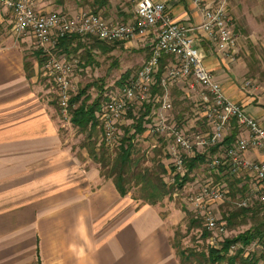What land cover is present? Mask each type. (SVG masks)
<instances>
[{"label": "crops", "instance_id": "0c3cea01", "mask_svg": "<svg viewBox=\"0 0 264 264\" xmlns=\"http://www.w3.org/2000/svg\"><path fill=\"white\" fill-rule=\"evenodd\" d=\"M154 1L164 3L173 19L189 27L202 22L193 0ZM83 8L109 21L135 18L133 0H108L100 8L93 0L38 3L43 13L73 15ZM194 37L205 68L227 97L264 124V80L246 91L243 82L250 69L245 59L237 53L233 60L222 56L200 31ZM155 38L151 32L128 42L106 43L71 35L56 52L78 58L75 85H120L141 68ZM42 56L31 35L14 36L12 18L0 7V264H181L161 208L133 198L130 191L121 196L112 179L101 176L79 150L81 145L77 148L65 137L62 128L71 125L62 121L50 97L40 71ZM172 60L163 55L160 71ZM157 92L154 87L144 105L153 106ZM194 92L178 81L170 87V98L175 102L188 96L194 101ZM129 114L123 120L127 124ZM153 121L148 118L144 126ZM203 124L196 129L205 130Z\"/></svg>", "mask_w": 264, "mask_h": 264}, {"label": "built area", "instance_id": "2783aa9c", "mask_svg": "<svg viewBox=\"0 0 264 264\" xmlns=\"http://www.w3.org/2000/svg\"><path fill=\"white\" fill-rule=\"evenodd\" d=\"M133 2L135 18L126 22L109 21L91 11L73 15L43 13L38 9L39 0H0V7L12 16L14 36L31 35L41 48L44 57L41 75L53 85L58 112L64 123H70L69 101L76 91L74 78L79 60L56 52L61 39L76 35L116 43L155 33L149 56L138 72L108 91L106 99L95 111L94 117L101 131L99 140L111 151L117 148L123 135L121 123L129 112L139 114L153 88L158 86L160 90L152 96L153 106L147 116L154 117V121L149 122L145 130L150 135L167 139L170 183L176 184L177 177L185 175L187 159L198 152L215 149L214 153H207L204 163L208 176L193 182L197 186L188 199L209 234V246L218 248L227 236V224L217 211L218 205L228 203L236 209L264 207V124L227 97L221 84L205 68L204 53L194 37L195 32H202L204 39L222 56L234 59L237 34L227 12L230 0H216L210 4L193 0L202 14V22L193 27L173 19L162 2ZM163 55H170L173 60L160 71ZM178 81L195 91L194 110L201 114L205 130H182L169 124L170 87ZM256 86L252 79L243 82V89L248 92ZM227 138H231L229 143ZM248 153H255V156H248ZM224 175L240 179L238 186L244 187V193L232 198L228 182L221 178ZM236 246L230 245V254L237 250ZM247 249L264 260V233L253 239Z\"/></svg>", "mask_w": 264, "mask_h": 264}, {"label": "rangeland", "instance_id": "374dc122", "mask_svg": "<svg viewBox=\"0 0 264 264\" xmlns=\"http://www.w3.org/2000/svg\"><path fill=\"white\" fill-rule=\"evenodd\" d=\"M85 11L94 12V10L89 8H83L82 10H77L74 14ZM227 12L231 17L235 33L237 34L236 53L245 59L250 69L249 78L246 79H252L254 82H257L256 84L261 86V83L264 80V72L262 70V67H264V0H230ZM8 16L12 18L10 13H8ZM47 80L44 79V82L50 89V97H52L54 101H57L53 85L49 80ZM83 86V84L78 83L76 85V91L81 89ZM116 86L118 85L114 83L107 86L103 85L102 87H104V91L106 90L108 92ZM99 89H101L100 85H94V88L88 89L91 100L99 97ZM194 109L195 103L188 96L185 97V99L176 100L175 102L172 100V109L168 114L169 124L177 126L182 130H195L197 126L200 129H203V118L201 114L196 113ZM130 114L128 117V124L127 122L121 123L120 129L122 134L125 127L131 126L130 119L132 117ZM179 114L181 115L180 119H178ZM197 123H199V125ZM69 124L71 125V128H62L65 137L72 141L77 148L81 145L79 150L88 155L94 164L97 165L100 172H106L108 168L106 167L101 171L99 164H97L89 155L87 149V147L93 142L96 144L95 149L97 151L102 147L99 140L101 134L100 128L96 127L92 131L88 128L85 131H81L78 127L73 126L71 123ZM166 140L167 139L165 137L153 136L144 130L142 133L137 134L132 142L134 148L131 158L139 159V167L141 168L155 167L160 162L164 164L168 172L162 175V179L165 182L169 194L164 196V198L155 205L161 208L164 218L168 220L171 232V243H179L180 247L184 249L192 247L203 249L205 243L202 240V233L205 227L202 222L199 226L196 225L195 227L189 228L188 218L190 215L196 216V214L193 212V208L188 197L194 192V189L197 186V184L193 182L197 178H206L209 174L208 169L204 164H197L196 168L188 174V180H186L181 187L171 184V178L169 175L171 165L166 149ZM106 150L108 158L110 157L111 164L112 160L115 158L116 151H111L108 148H106ZM208 152L209 150L204 151V153ZM188 170L189 169L186 163V173ZM221 172H224V169H222ZM221 178L224 181H227L228 184L232 182L234 183L235 180L237 183L240 182V179L226 175L221 176ZM128 186L133 198L140 196L141 188L140 186L134 184V179L131 180ZM243 193L244 187H239L238 184L236 189L233 190V194L231 189L229 190V195H232V198L234 199ZM217 211L219 215L224 218V221L227 224V237L229 238H234L237 235L246 232L250 228L255 229L257 227L264 233V226L261 225L264 218L263 206L255 205L246 211H235V207H233V205L222 203L217 206ZM227 213L228 215H226ZM234 244H236V248L238 247L239 249L237 248V250H234L231 253L232 255L236 251L241 250L242 257L246 262H250L251 264H264V260L261 259V257L255 252L247 251L250 243L246 244L236 242ZM219 248H221V245L217 249ZM229 249L228 253L230 254ZM220 264L225 263L223 262Z\"/></svg>", "mask_w": 264, "mask_h": 264}, {"label": "trees", "instance_id": "16d2710c", "mask_svg": "<svg viewBox=\"0 0 264 264\" xmlns=\"http://www.w3.org/2000/svg\"><path fill=\"white\" fill-rule=\"evenodd\" d=\"M107 4L108 0H93V5H96L97 8ZM94 13H97L96 10H94ZM64 39L59 41L58 46H60V43ZM92 86H94L92 83L85 84L81 89L74 92L69 101L70 123L73 126L78 127L81 131H85L88 128L92 131L98 127V122L94 117V113L100 108L102 102L106 99L107 91H104V87H102L103 85H100L101 89H99V97L91 100L88 89ZM155 88L156 90L158 89V91L160 90L158 86ZM56 105L58 109L57 101ZM151 109V104L143 105L141 112H139L136 117L133 115V123L130 127L124 128L119 146L112 150L116 151L115 158L111 163L112 165L110 164V157L108 158L107 156V147L104 148L105 146L103 144L98 151L95 149L96 144L94 142L91 143L87 149L89 155L97 164H99L101 171L106 167L108 168L106 172L102 171L100 174L106 179H112L115 188L121 196H125L130 191L128 184L134 179V184L140 186L141 188V194L136 199H139L149 205H155L157 202L162 200L164 196L169 194L165 182L162 179V175L166 174L168 171L161 162L155 167L141 168L139 167V159L131 158L134 148L132 142L137 134H140L145 130L144 122L147 121V116L150 114ZM230 141L231 138L226 139L227 143ZM210 152L214 153L215 149L213 148ZM206 157L207 153L198 152L194 157L188 159L187 167L189 170L183 177H177L175 185L181 187L183 183L188 180V174L196 168L197 164L205 163ZM237 184L236 180L234 183H229L232 194L233 190L236 189ZM246 210L248 209L235 208V211ZM188 222L189 228H191L196 225L199 226V224L202 223V220L197 216L190 215ZM261 225L264 226V218ZM208 235V232L204 229L202 233V240L205 243L203 249H197L196 247L184 249L180 247L179 243H171L179 262L181 264H220L223 262L225 264H251L250 262H246L242 257L241 250L236 251L233 255L229 254V246L230 244H234L236 242L246 244L250 243V241L256 237L262 236L263 231L257 227L255 229L250 228L246 232L239 234L234 238L226 236L224 241L221 243V248L219 249L209 246L207 241ZM36 264H40V262L37 261Z\"/></svg>", "mask_w": 264, "mask_h": 264}]
</instances>
